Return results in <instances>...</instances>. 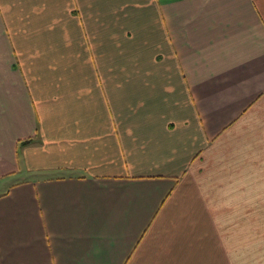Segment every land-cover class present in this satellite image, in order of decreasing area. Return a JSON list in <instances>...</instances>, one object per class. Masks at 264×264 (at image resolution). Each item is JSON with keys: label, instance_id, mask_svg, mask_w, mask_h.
Instances as JSON below:
<instances>
[{"label": "crops", "instance_id": "obj_1", "mask_svg": "<svg viewBox=\"0 0 264 264\" xmlns=\"http://www.w3.org/2000/svg\"><path fill=\"white\" fill-rule=\"evenodd\" d=\"M121 1L0 0V264H264V0Z\"/></svg>", "mask_w": 264, "mask_h": 264}, {"label": "rangeland", "instance_id": "obj_2", "mask_svg": "<svg viewBox=\"0 0 264 264\" xmlns=\"http://www.w3.org/2000/svg\"><path fill=\"white\" fill-rule=\"evenodd\" d=\"M99 0H95V2H98ZM122 5L120 4L119 6H123L125 12L127 14H129V12L132 10L133 12H135V14H137L139 12V10H142L140 8H137L138 6L136 5H142V7H145V4H147L148 0H122ZM41 12H42V7L41 5L39 4V7H38ZM148 8H145L143 10H148ZM112 17H106V19H111ZM116 20H117V23H118V20H119V23L122 24L124 19H123V16L121 14H118L116 15ZM40 21L36 22L38 23L40 26H45L46 27V30L45 32H39L37 33V39H29L30 41H35V40H39V41H47V40H50V41H55V42H58V41H61L62 43H64L65 41H67L69 38H66L64 35H62V33L64 32L63 31V28L64 27H68L70 24L73 25V20L70 22L69 21V18L67 17L66 19V16H64L63 14H61L60 16L58 15V12L57 11H54V10H51V6L49 5V3L46 2V7H45V10H44V13L42 12L41 16H40ZM101 19L102 17L101 16H98L96 15V19H95V22H98L100 23L101 22ZM142 21H143V24L144 23H147L146 21L149 20V17L145 18V17H141L140 18ZM78 21V19H77ZM84 21L86 22V19H84ZM26 22V21H25ZM82 22H83V19H82ZM29 23H35L34 22V18L30 19ZM78 24H80V20L78 22ZM57 26L60 25L61 29H60V32L56 31L54 32L53 31V27L54 26ZM68 25V26H67ZM84 25V23H83ZM86 27V25H84ZM98 27H101V25H98ZM33 33L31 35V37H33ZM36 36V35H34ZM50 41H47V42H50ZM63 51V49H62ZM111 51H118V49H111ZM68 59H70L71 61H67ZM117 64V63H116ZM115 64V65H116ZM114 65V66H115ZM87 67L86 65V62H82L81 64H79L74 58H72V56L69 54V53H62V56H61V63H47L45 64V67H44V70L48 73H54V74H69V73H74V72H80V70H78L79 68L85 70ZM114 70V69H113ZM130 106L132 108H135L136 106V103H131ZM128 113H130L128 116H130L131 118H134V113L132 111H127Z\"/></svg>", "mask_w": 264, "mask_h": 264}, {"label": "bare ground", "instance_id": "obj_3", "mask_svg": "<svg viewBox=\"0 0 264 264\" xmlns=\"http://www.w3.org/2000/svg\"><path fill=\"white\" fill-rule=\"evenodd\" d=\"M14 183V182H13ZM15 184V183H14ZM17 184V183H16Z\"/></svg>", "mask_w": 264, "mask_h": 264}]
</instances>
